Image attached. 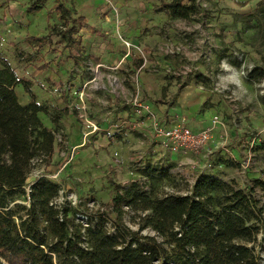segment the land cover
Masks as SVG:
<instances>
[{"label":"rangeland","instance_id":"rangeland-1","mask_svg":"<svg viewBox=\"0 0 264 264\" xmlns=\"http://www.w3.org/2000/svg\"><path fill=\"white\" fill-rule=\"evenodd\" d=\"M58 1L49 0L47 8L51 11ZM102 1L106 4L93 10L80 9L88 27L76 25L73 38L81 50L88 48L89 40H98L106 60L79 57L75 47L67 48L56 36L38 52L28 38L47 35L52 25L44 33L36 26L39 17L25 24L34 16L25 12L28 0H0V28H5L0 29V43L15 48V58L10 57L15 73L31 82L37 102L67 110L50 165L34 163L24 194L11 205L27 207L30 186L44 177L60 186L54 204L85 212L94 222L105 217L106 231L113 234L116 217L108 206L116 190L123 193L137 184L161 198L189 195L201 175L245 192L253 180L264 181V76H249L253 68L264 74V0H194L196 13L189 20L155 11L172 0ZM54 24L60 25L58 15ZM13 27L15 32L8 33ZM26 31L24 43H15L16 33ZM67 50L77 58V72L66 69ZM136 61L142 62L137 73ZM44 66L53 73L41 69ZM63 70L64 76L59 74ZM164 86L168 89L162 97ZM15 92L21 104L28 102L20 86ZM215 115L225 130L213 132L198 154L175 157L159 151L155 122L166 127L183 118L205 129ZM40 118L52 126L48 115ZM148 165L167 167V176L145 178L141 170ZM253 194L263 207L254 253L264 264V193L255 188ZM143 215L125 209L122 224L137 231ZM83 217L77 218L84 222ZM141 234L161 241L151 229Z\"/></svg>","mask_w":264,"mask_h":264},{"label":"trees","instance_id":"trees-1","mask_svg":"<svg viewBox=\"0 0 264 264\" xmlns=\"http://www.w3.org/2000/svg\"><path fill=\"white\" fill-rule=\"evenodd\" d=\"M47 1L28 0L25 12L37 13ZM184 1L162 2L155 11L165 12L171 19L189 20L196 13L195 2L188 0L186 6ZM65 2L59 0L52 7L60 25L54 24L47 35L31 36L28 41L40 48L56 36L67 48L75 47L80 57L84 54L73 35L76 25H88L84 17H75L73 6L67 7ZM134 63L139 68L142 62ZM258 71L253 68L249 76H264L256 74ZM17 86L27 95V103L18 101ZM31 87L0 52V264H260L254 244L263 207L253 194L255 188L264 193V181L259 179L253 180L249 192L211 175L199 176L189 195L153 198L149 188L137 184L123 193L116 190L108 206L116 217L113 234L106 231L105 217L94 222L85 212L54 204L60 186L44 177L30 186L27 207L11 205L24 194L34 163L50 165L60 121L67 114V110H51L37 102ZM167 89L162 88V97ZM40 114L50 117L51 127L43 124ZM167 169L148 165L141 172L145 178L149 174L163 177ZM125 209L144 214L137 231L123 226ZM78 216H84L85 221ZM146 229L161 241L142 235Z\"/></svg>","mask_w":264,"mask_h":264},{"label":"built area","instance_id":"built-area-1","mask_svg":"<svg viewBox=\"0 0 264 264\" xmlns=\"http://www.w3.org/2000/svg\"><path fill=\"white\" fill-rule=\"evenodd\" d=\"M210 122L209 127L200 131H192L183 118L173 120L166 127L155 122L152 129L159 151L170 156L198 154L211 139L215 129L218 126L224 127L217 115Z\"/></svg>","mask_w":264,"mask_h":264},{"label":"crops","instance_id":"crops-1","mask_svg":"<svg viewBox=\"0 0 264 264\" xmlns=\"http://www.w3.org/2000/svg\"><path fill=\"white\" fill-rule=\"evenodd\" d=\"M6 1V0H5ZM49 1V0H48ZM47 1V2H48ZM66 2H65V4H66V6H68L67 4H72V5H69V7L70 6H73V8H74V10H75V12H77V15L78 16H82V17H85L83 14H81L80 15V9L81 8H83V7H85V8H91V10H93L94 8H95V6L96 5H101V4H106V3H104L102 0H92V1H86V0H65ZM110 1H113L114 2V4L116 3V1L115 0H110ZM7 2V1H6ZM16 2V1H15ZM47 2L45 3V5H44V7L41 9V11H39V12H37V13H34V16L33 17H31V18H29V21L28 20H25V24H30L31 22H33V21H35V18H40L39 19V21H40V24L39 23H37V27H41V28H43V32L45 33V29L47 28V26L48 25H53V21L56 19V16H57V13H55L53 10H51L50 11V9H51V7L50 8H47V6H46V4H47ZM8 3V2H7ZM9 3H13V2H9ZM9 7V6H8ZM53 7V6H52ZM103 7V6H102ZM48 12H52L53 14H50V15H48ZM26 18V17H25ZM27 19V18H26ZM57 23V22H56ZM13 24V23H12ZM12 26V25H11ZM1 30H4L5 28H0ZM11 31H14L15 32V28L13 27V28H11V30H8V33H10ZM2 33L0 32V35H1ZM27 34V31L25 32V33H23L22 34V32H19V33H16V38H15V40H14V42L15 43H20V44H22V43H24V41H25V35ZM22 35H24V36H22ZM41 35H43V33H40L39 34V36H41ZM31 36H35V34L33 35H30V37ZM13 41V40H12ZM97 41L98 40H96V41H94V40H89L88 42H86L87 43V45H88V48L86 49V50H84L82 47V43H83V45H84V41H82L81 40V48H82V52H84V56H86V57H88V56H91L93 59H96L97 57L99 58V57H101V58H103L104 60H106V58H107V55H105L104 56V54H102L100 51V48H97ZM97 45V46H96ZM47 46V44L45 45V46H43V47H37L36 48V50L38 51V52H40V53H42V49L44 48V47H46ZM96 46V47H95ZM5 47H7V45L5 44V43H0V52H2V53H4V55L6 54L7 56H6V58H7V60L9 61V63L11 62L10 61V57H14L15 58V48H12V46H9V48L7 49V48H5ZM89 50H90V52H89ZM67 51H69V54H68V58L66 59V61H65V66H66V69H68L69 70V73H70V71L71 72H77V70H76V67H75V62H74V60H73V53L71 52V50H67ZM92 51V52H91ZM44 54V53H43ZM90 54V55H89ZM10 65H11V63H10ZM53 66H51L50 68H52ZM141 67V66H140ZM140 67L139 68H137V71H136V73L138 72V70L140 71ZM136 68V67H135ZM42 69V68H41ZM43 70H47V71H49L50 73H53V71L52 70H48L47 68H45V69H43ZM44 72V71H43ZM59 74H62L63 76L65 75V70H63L61 73H59ZM73 75V74H72ZM71 75V76H72ZM74 76V75H73ZM145 104L147 105V106H150L151 107V109L153 108L152 107V105H151V103L150 102H145ZM153 110V109H152ZM201 122H203V121H201ZM210 122V121H209ZM170 125V124H169ZM187 125H188V127L192 130V131H200V130H203L204 128H195V127H193L194 125H189V123L187 122ZM220 130H222V131H224L225 130V128L224 127H219L218 126V128H216L215 129V131H214V133H219L220 132ZM192 156V155H191ZM176 157V156H175Z\"/></svg>","mask_w":264,"mask_h":264}]
</instances>
